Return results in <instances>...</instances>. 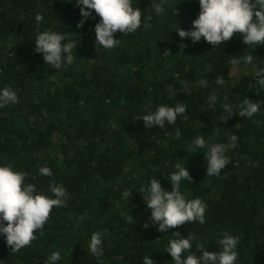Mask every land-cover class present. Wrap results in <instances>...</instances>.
I'll list each match as a JSON object with an SVG mask.
<instances>
[{"label": "trees", "instance_id": "16d2710c", "mask_svg": "<svg viewBox=\"0 0 264 264\" xmlns=\"http://www.w3.org/2000/svg\"><path fill=\"white\" fill-rule=\"evenodd\" d=\"M133 6L151 27L125 36L117 31L119 46L98 51L100 17L92 10L78 27L83 18L75 0H0V88L10 86L19 98L0 108V165L28 172L32 179L25 183L46 196L50 180L62 183L69 197L66 206L53 207L43 234L36 232L20 251L12 252L0 237V264H45L56 250L62 257L57 264H143L146 255L154 264H172L164 248L176 232L185 238L192 233L210 252L219 250L217 240L228 232L239 237L236 264H264V88L251 67L231 64L253 55L254 65L264 66V44L250 48L239 33L217 48L203 38L182 40L176 29H192L198 0H170L164 19L151 13L152 0H133ZM47 29L76 39L73 64L56 71L35 52L37 34ZM217 76L224 85L215 83ZM201 78L209 80L208 88L198 87ZM213 91L214 109L207 100ZM243 99L260 102V111L221 121V104L236 111ZM176 102L186 103L187 111L175 125L145 127L142 115ZM176 128L179 139L167 134ZM198 134L210 143L237 135V147L227 153L231 162L219 176L207 177L203 151H191ZM177 162L192 177L181 182V192L206 203V221L159 232L140 191L152 178L171 191L168 179ZM43 166L52 177L38 173ZM126 189L132 190L128 201ZM95 231L103 232L99 259L87 249Z\"/></svg>", "mask_w": 264, "mask_h": 264}, {"label": "clouds", "instance_id": "9594fccd", "mask_svg": "<svg viewBox=\"0 0 264 264\" xmlns=\"http://www.w3.org/2000/svg\"><path fill=\"white\" fill-rule=\"evenodd\" d=\"M80 7L82 20L78 27L92 16V10L100 17L95 25L96 47L98 51L111 50L121 43V39L114 38L119 31L124 36L136 33L141 27L148 29V17L145 15L142 24V13L139 7L133 6V0H75ZM170 0H152L151 13L155 17L164 19L167 5ZM200 11L198 17L192 22L190 30L176 29L179 37L190 39L193 43L203 38L213 48L220 47L222 42L229 41L234 34L242 35L243 42L250 48H256L264 44V0H198ZM176 12V10H175ZM43 20L40 13L35 15V21ZM77 47L76 39H70L67 33L47 29L39 32L35 39V52L42 54L47 65L56 71L66 68L74 63L76 55L73 50ZM167 56L168 51L163 52ZM76 54V52H75ZM253 55L240 56L231 59L233 66L242 65L245 69L251 67L256 84L264 88V66L254 65ZM217 85H224L225 80L221 76L215 79ZM198 87L208 88L209 80L201 78L197 82ZM18 95L10 86L0 88V108L9 104L18 103ZM209 108L214 109L218 97L213 91L208 97ZM260 102L243 99L237 110H233L230 103H222L221 121H227L234 114L240 117L252 118L260 111ZM187 111V104L176 102L174 106L161 104L154 111H148L140 117L146 128L159 126L165 129L166 125H175L178 117H182ZM139 119V120H140ZM113 127L117 125L113 122ZM173 139H179L181 131L176 128L173 133H167ZM237 135L233 134L227 143H210L205 136L198 134L191 139V151L203 155L207 162L206 173L208 176H219L221 170L231 161L227 153L237 147ZM175 171L170 174L172 190L162 187L158 178H152L146 188L141 189L143 199L151 210L150 220L152 226H158L159 232H167L189 222L206 221V203L199 197L188 199L181 192V182H190L192 177L186 166L175 163ZM42 176L52 177V170L43 166L38 169ZM25 178H31L25 171L15 170L10 165H0V237H3L12 252H18L31 244L36 238L35 233L42 235L44 225L49 219L53 207L67 205L68 193L64 185L54 180L49 182L51 196L38 192L34 183H25ZM132 190H124L123 198L129 200ZM125 218L134 223L128 214ZM84 217L81 216L80 220ZM7 222V223H5ZM144 227H149L148 223ZM174 239L168 241L164 248L172 257V264H236L239 252L237 251L239 237L224 232L217 240L218 251L206 250L205 242H201L195 235L189 233L185 238L179 232L173 234ZM103 232L95 231L87 242V249L97 259L103 257ZM195 245V251H191ZM191 252V254H186ZM202 253V255H198ZM61 251H52L45 260V264H57L61 260ZM143 264H154L150 255L143 257Z\"/></svg>", "mask_w": 264, "mask_h": 264}, {"label": "rangeland", "instance_id": "374dc122", "mask_svg": "<svg viewBox=\"0 0 264 264\" xmlns=\"http://www.w3.org/2000/svg\"><path fill=\"white\" fill-rule=\"evenodd\" d=\"M235 71H236V70H235ZM235 71H234V72H235Z\"/></svg>", "mask_w": 264, "mask_h": 264}]
</instances>
